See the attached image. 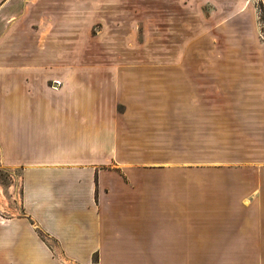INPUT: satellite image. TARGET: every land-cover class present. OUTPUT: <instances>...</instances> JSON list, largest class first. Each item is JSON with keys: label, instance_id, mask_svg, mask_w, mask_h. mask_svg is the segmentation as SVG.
<instances>
[{"label": "crops", "instance_id": "1", "mask_svg": "<svg viewBox=\"0 0 264 264\" xmlns=\"http://www.w3.org/2000/svg\"><path fill=\"white\" fill-rule=\"evenodd\" d=\"M210 4L177 30L179 104H148L86 7L0 0V167L21 174L0 264H264V37L252 0Z\"/></svg>", "mask_w": 264, "mask_h": 264}, {"label": "rangeland", "instance_id": "2", "mask_svg": "<svg viewBox=\"0 0 264 264\" xmlns=\"http://www.w3.org/2000/svg\"><path fill=\"white\" fill-rule=\"evenodd\" d=\"M25 2L30 4L32 0ZM252 3L264 37L263 4L261 0H252ZM40 4L56 5L64 14L66 10L77 12L86 7L89 16L84 29L90 38L108 40L110 32L115 31L111 39L114 47L137 57L136 70L130 76L131 87L136 88L137 98L143 94L147 96L148 104H179L176 99L177 30L184 26L185 18L191 21L194 14L202 15V11L209 15L214 7L209 6V0H40ZM13 17H17L16 14ZM50 22H53L52 14L42 13L39 23L42 40L52 31L53 23ZM166 56L173 58L168 66L162 65ZM162 68H168L169 76L162 74ZM20 175L0 167L2 206L3 201H13L16 207L21 193Z\"/></svg>", "mask_w": 264, "mask_h": 264}, {"label": "trees", "instance_id": "3", "mask_svg": "<svg viewBox=\"0 0 264 264\" xmlns=\"http://www.w3.org/2000/svg\"><path fill=\"white\" fill-rule=\"evenodd\" d=\"M264 7V6H263Z\"/></svg>", "mask_w": 264, "mask_h": 264}]
</instances>
